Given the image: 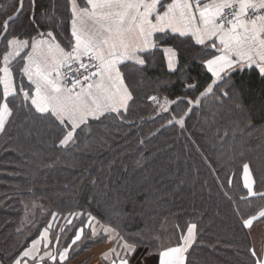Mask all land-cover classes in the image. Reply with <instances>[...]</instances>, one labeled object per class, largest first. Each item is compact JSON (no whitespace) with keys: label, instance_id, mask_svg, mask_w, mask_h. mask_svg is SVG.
I'll use <instances>...</instances> for the list:
<instances>
[{"label":"snow or ice","instance_id":"1","mask_svg":"<svg viewBox=\"0 0 264 264\" xmlns=\"http://www.w3.org/2000/svg\"><path fill=\"white\" fill-rule=\"evenodd\" d=\"M37 7V0H12L10 10L2 6L0 133L19 120L28 135L33 126H43L59 148L77 146L82 137L106 143L112 135L109 125L135 123L129 116L138 92L130 77L145 78L156 52H161L176 81L162 82L155 94L146 95L152 118L165 119L181 131L197 113L210 127L232 121L230 128L215 129L213 147L224 149L226 143L228 147L209 162V168L223 196L237 203L225 189L231 188L235 175L227 169L239 159L244 194L238 201H264V190L257 187L258 182L264 184V145L253 157L251 149L236 143L255 127L245 101L256 99L257 82L264 118V0H65V15L58 16L53 3L39 18ZM194 65L199 69L195 76ZM249 69L253 75L248 79L237 75ZM176 83L179 92L171 91ZM209 100L212 105L206 103ZM235 114L243 119L236 121ZM101 128L104 135L96 137ZM202 157L209 161L203 153ZM92 203L97 205L96 214L48 211L33 200L32 207L49 218L40 224L27 221L31 229L7 258L8 264H69L71 254L95 242L112 245L102 254L107 264H134L141 259L137 256L141 248L147 249L153 264H191L203 231L198 221L176 225L169 235L133 233L126 230L118 205H107L96 195ZM28 210L25 204V220ZM234 212L243 229L264 221V207L247 216L238 206ZM249 253L253 264H264V249L257 254L252 248Z\"/></svg>","mask_w":264,"mask_h":264},{"label":"trees","instance_id":"2","mask_svg":"<svg viewBox=\"0 0 264 264\" xmlns=\"http://www.w3.org/2000/svg\"><path fill=\"white\" fill-rule=\"evenodd\" d=\"M11 3L12 0H0V13L4 5L10 10ZM53 3L56 14L65 15V0H37V17L45 9L50 10ZM198 71L194 65L191 74L195 76ZM237 75L248 79L253 74L249 69ZM144 77H130L138 92V102L129 116L135 123L109 125L112 135L106 137V143L82 137L77 146L59 148L54 145L55 137L46 133L43 126H33L28 135V129L18 126L19 120L0 133V259L5 264L31 229L29 224L17 231L25 214L23 203L36 200L44 202L48 211L96 214V203L89 205L93 195L107 205H118L126 217V230L133 233L144 230L149 235L154 232L169 235L176 231H167L169 224L198 221L203 231L191 254V264H253L249 249L254 248L260 254L264 221L255 222L251 230L243 229L234 208L238 206L246 216L252 215L264 207V201L254 199L250 204L238 201V196L244 194L239 159L227 169L229 175H235L231 188L225 189L237 203L223 196L209 168V162L218 159L220 152L228 147L227 143L224 149L219 145L213 147L215 129L230 128L232 121L221 120L210 127L197 113L187 120L186 131H181L179 126L166 124L165 119H153L146 95L155 94L162 82L176 81V75L168 72L162 53L156 52ZM258 87L257 82L256 99L250 97L245 101L251 108L255 127L236 140L237 144L251 149L249 154L253 157L260 155V145H264ZM171 91H181L179 83ZM206 103L212 105L213 101ZM234 119L240 121L243 116L235 114ZM95 135L103 136L104 130L97 129ZM202 153L209 161L203 159ZM92 180L96 181L95 185ZM257 187L264 190V184L258 182ZM29 188L34 195L29 193ZM33 217L37 224L49 218L42 216L40 209L35 210ZM59 223L64 221L61 219ZM256 231L260 234L257 246L253 243ZM106 243H90L85 250L71 254L69 264H91L95 247ZM137 256L141 259L134 264L148 258L147 249H139Z\"/></svg>","mask_w":264,"mask_h":264},{"label":"rangeland","instance_id":"3","mask_svg":"<svg viewBox=\"0 0 264 264\" xmlns=\"http://www.w3.org/2000/svg\"><path fill=\"white\" fill-rule=\"evenodd\" d=\"M38 205H43L44 209L45 210H48V207L47 205L44 203V202H41V201H36ZM24 205V209H25V204H28L29 206V210H28V216H27V220H25V214L22 218V221H21V224H20V229H23L25 227H27L29 225V223L27 222L28 220H33V216H34V212L36 209H40L39 207H36V208H33L32 207V202H26V203H23ZM41 210V209H40ZM186 222H190L188 220H185L180 226H183ZM176 225L175 224H169L168 227H167V231H174L176 230ZM110 247H112V245L110 243H106V245L104 244L103 246L102 245H99L97 247H95L94 251H93V257L91 258L92 260V264H96L98 263V260H100L102 263H105L107 264V262L104 260L102 254L104 252H106ZM91 254V253H90ZM82 259V258H81ZM83 260H85V258L83 257Z\"/></svg>","mask_w":264,"mask_h":264},{"label":"crops","instance_id":"4","mask_svg":"<svg viewBox=\"0 0 264 264\" xmlns=\"http://www.w3.org/2000/svg\"><path fill=\"white\" fill-rule=\"evenodd\" d=\"M260 235V234H259ZM259 235H257V231L256 232H254V234H253V237H254V240H253V243H254V245L255 246H257V244H258V237H259ZM257 243V244H256ZM262 249H264V242H263V245H262ZM101 261L100 260H98V263H96V264H105V263H103V261H102V263H100ZM70 264H75V262H72V263H70ZM92 264V263H91ZM136 264H153V258H151V257H148V258H146V259H143V260H141V261H139V262H137Z\"/></svg>","mask_w":264,"mask_h":264}]
</instances>
